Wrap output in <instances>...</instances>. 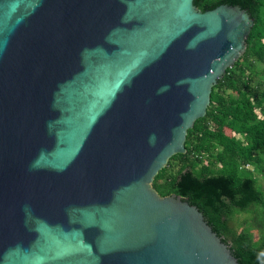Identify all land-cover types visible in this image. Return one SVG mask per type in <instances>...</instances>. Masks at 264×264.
I'll return each mask as SVG.
<instances>
[{
	"label": "water",
	"instance_id": "95a60500",
	"mask_svg": "<svg viewBox=\"0 0 264 264\" xmlns=\"http://www.w3.org/2000/svg\"><path fill=\"white\" fill-rule=\"evenodd\" d=\"M253 25L193 0H0V264H239L152 183Z\"/></svg>",
	"mask_w": 264,
	"mask_h": 264
},
{
	"label": "trees",
	"instance_id": "16d2710c",
	"mask_svg": "<svg viewBox=\"0 0 264 264\" xmlns=\"http://www.w3.org/2000/svg\"><path fill=\"white\" fill-rule=\"evenodd\" d=\"M193 3L201 11L238 5L254 25L244 53L212 87L205 116L188 129L186 152L171 156L152 185L161 195L175 193L195 205L239 264H264V189L255 175L264 177V88L253 81L254 67L264 64V0ZM254 206H261L256 239L229 225L234 212L250 213Z\"/></svg>",
	"mask_w": 264,
	"mask_h": 264
},
{
	"label": "rangeland",
	"instance_id": "374dc122",
	"mask_svg": "<svg viewBox=\"0 0 264 264\" xmlns=\"http://www.w3.org/2000/svg\"><path fill=\"white\" fill-rule=\"evenodd\" d=\"M255 68V77L253 78V81L260 83L264 88V64L258 63L256 64ZM258 115L261 117L262 115L257 111ZM239 137V135H237ZM179 165V163H178ZM177 163H174V167H178ZM252 168L251 166H249ZM258 180V183L262 185L264 189V177L261 174H255ZM261 208V206H258ZM254 206L252 207V210L250 213L248 212H242V211H236L233 213L231 218L229 219V225L237 232L247 231L250 233L252 238L256 239L257 234L259 231V218H260V210L259 208Z\"/></svg>",
	"mask_w": 264,
	"mask_h": 264
}]
</instances>
